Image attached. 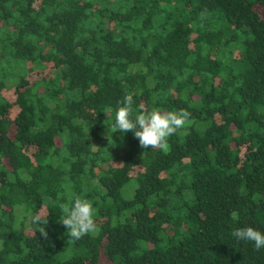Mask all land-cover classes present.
Returning a JSON list of instances; mask_svg holds the SVG:
<instances>
[{
  "label": "trees",
  "instance_id": "trees-1",
  "mask_svg": "<svg viewBox=\"0 0 264 264\" xmlns=\"http://www.w3.org/2000/svg\"><path fill=\"white\" fill-rule=\"evenodd\" d=\"M127 94L133 116L191 113L169 151L113 132ZM77 195L100 231L69 242ZM248 226L264 233V0H0V264H264L231 235Z\"/></svg>",
  "mask_w": 264,
  "mask_h": 264
},
{
  "label": "clouds",
  "instance_id": "clouds-1",
  "mask_svg": "<svg viewBox=\"0 0 264 264\" xmlns=\"http://www.w3.org/2000/svg\"><path fill=\"white\" fill-rule=\"evenodd\" d=\"M133 105V95H125L115 112L113 132L119 131L121 134L132 132L139 140L142 149L169 151V138L180 134L190 122L191 113L185 109L162 111L159 108H152L149 110L140 104L137 114L133 116ZM59 207L63 213L59 222L67 228L69 242L78 241L86 235H95L100 231L95 220L97 210L90 200L77 195L70 198L68 203H60ZM33 222L47 225L48 220L36 215L33 217ZM42 235L46 238L47 232H42ZM231 235L238 241L253 242L257 250L264 249V233L251 226L238 228Z\"/></svg>",
  "mask_w": 264,
  "mask_h": 264
},
{
  "label": "rangeland",
  "instance_id": "rangeland-1",
  "mask_svg": "<svg viewBox=\"0 0 264 264\" xmlns=\"http://www.w3.org/2000/svg\"><path fill=\"white\" fill-rule=\"evenodd\" d=\"M8 98H9V97H8ZM10 99H11V98H9V100H10ZM242 150H243V149H242ZM244 150H245V149H244ZM244 150H243V152H244ZM241 152H242V151H241ZM243 152H242V153H243Z\"/></svg>",
  "mask_w": 264,
  "mask_h": 264
}]
</instances>
